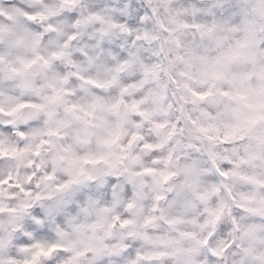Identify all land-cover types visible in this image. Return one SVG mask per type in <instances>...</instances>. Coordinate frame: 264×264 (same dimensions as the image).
Masks as SVG:
<instances>
[{"label":"clouds","instance_id":"obj_1","mask_svg":"<svg viewBox=\"0 0 264 264\" xmlns=\"http://www.w3.org/2000/svg\"><path fill=\"white\" fill-rule=\"evenodd\" d=\"M0 264H264V0H0Z\"/></svg>","mask_w":264,"mask_h":264},{"label":"snow or ice","instance_id":"obj_2","mask_svg":"<svg viewBox=\"0 0 264 264\" xmlns=\"http://www.w3.org/2000/svg\"><path fill=\"white\" fill-rule=\"evenodd\" d=\"M206 95V94H205ZM225 173H221V175H224Z\"/></svg>","mask_w":264,"mask_h":264}]
</instances>
